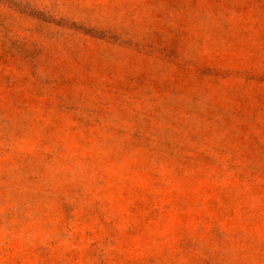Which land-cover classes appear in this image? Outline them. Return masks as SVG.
<instances>
[{
	"label": "rangeland",
	"instance_id": "rangeland-1",
	"mask_svg": "<svg viewBox=\"0 0 264 264\" xmlns=\"http://www.w3.org/2000/svg\"><path fill=\"white\" fill-rule=\"evenodd\" d=\"M0 264H264V0H0Z\"/></svg>",
	"mask_w": 264,
	"mask_h": 264
}]
</instances>
